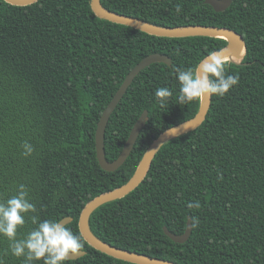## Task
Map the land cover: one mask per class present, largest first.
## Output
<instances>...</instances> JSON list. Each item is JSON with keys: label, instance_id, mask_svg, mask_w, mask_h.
<instances>
[{"label": "trees", "instance_id": "1", "mask_svg": "<svg viewBox=\"0 0 264 264\" xmlns=\"http://www.w3.org/2000/svg\"><path fill=\"white\" fill-rule=\"evenodd\" d=\"M112 11L160 26L231 28L245 40L239 60L226 61L239 83L212 97L204 122L165 143L144 180L90 216L94 234L114 246L181 264H264V0H234L216 11L205 0H101ZM181 11L177 13L176 8ZM228 44L212 36L165 37L96 15L91 0H38L20 6L0 0V199L24 184L41 220L79 219L96 196L127 183L152 142L166 129L194 117L201 101L179 104L175 69L195 67ZM111 115L105 133L109 161L120 155L143 113L149 119L134 148L115 171L100 165L96 130L100 117L131 69L151 53ZM166 87L165 107L155 96ZM34 147L22 155V144ZM199 202L190 208L189 202ZM32 215V214H30ZM185 243L171 239L167 226ZM26 217L18 230L34 228ZM83 237V235H82ZM65 264H136L90 245ZM0 237L3 264H24ZM43 264V261L35 262Z\"/></svg>", "mask_w": 264, "mask_h": 264}, {"label": "water", "instance_id": "2", "mask_svg": "<svg viewBox=\"0 0 264 264\" xmlns=\"http://www.w3.org/2000/svg\"><path fill=\"white\" fill-rule=\"evenodd\" d=\"M5 1L14 5L25 6L35 3L38 0ZM233 1L234 0H205V3L210 4L216 11H224L228 7H230ZM91 6L96 15L100 18L116 23L129 25L154 35L165 37L212 36L225 38L228 41V44L225 47L214 51L218 55L222 56L225 60L230 59L235 61L241 59L246 49L243 35L228 27H218L210 25H185L175 27L160 26L130 15H125L107 9L101 3V0H91ZM209 55H207L204 59H206ZM156 62H163L168 65H171L172 58L164 53L156 52L151 53L141 59L127 74L124 81L122 82V84L120 85V87L118 88L115 95L113 96L107 107L104 109L100 117L96 130V151L100 165L103 167V169L107 171H115L121 165H123L126 159L129 157L141 131L143 130L144 126L146 125L149 119V111L144 110L140 117L137 119L123 147L122 152L120 153L119 157L114 161H109L106 157L105 152V133L109 119L118 104L120 103V101L122 100V98L124 97L129 86L133 83L136 76L146 67ZM211 102L212 97L210 99H202L200 109L194 117L163 131L149 146L142 158L141 164L138 167L136 173L127 183L118 188L96 196L85 205L80 215L79 228L83 237L90 245L113 257L136 264H181L173 260L153 257L150 255L131 251L107 243L93 233L89 225V219L91 214L101 205L116 199H120L130 193L132 190H134L144 180L145 176L147 175L150 169L155 155L161 149V147L173 138L199 127L206 119V116L211 106ZM71 221L72 217L70 216L64 217L60 220V222H62L64 226L69 224ZM192 229L193 224L192 218L190 216L187 220L186 230L182 234H175L171 230H169L167 226H164L165 233L171 239L178 243H185L190 238ZM85 254L86 251L83 250L79 256L70 257V259H77L84 256Z\"/></svg>", "mask_w": 264, "mask_h": 264}, {"label": "clouds", "instance_id": "3", "mask_svg": "<svg viewBox=\"0 0 264 264\" xmlns=\"http://www.w3.org/2000/svg\"><path fill=\"white\" fill-rule=\"evenodd\" d=\"M181 11L180 6L176 8ZM179 81V104L185 105L200 99L224 97L239 83V75L227 74L226 61L216 52H212L206 59L195 67L175 69ZM173 93L166 87L157 88L155 96L163 108L167 105ZM25 157L34 152L31 143L22 144ZM190 208L199 207V202H189ZM34 203L30 202L29 190L24 184H19L14 195L0 199V237L10 241L11 254L17 258H24V264H65L70 257H77L84 249L82 235L73 231L55 219L41 220ZM32 214V215H30ZM26 217L34 228L30 229L24 238H18V230L25 227ZM0 264L3 261L0 260Z\"/></svg>", "mask_w": 264, "mask_h": 264}]
</instances>
